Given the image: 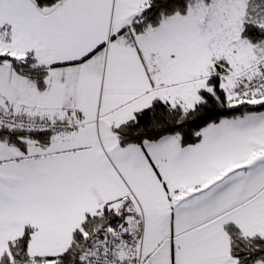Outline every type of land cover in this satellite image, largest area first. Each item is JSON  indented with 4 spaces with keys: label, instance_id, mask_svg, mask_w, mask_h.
I'll return each instance as SVG.
<instances>
[{
    "label": "snow or ice",
    "instance_id": "6c2138e0",
    "mask_svg": "<svg viewBox=\"0 0 264 264\" xmlns=\"http://www.w3.org/2000/svg\"><path fill=\"white\" fill-rule=\"evenodd\" d=\"M0 264H264V0H0Z\"/></svg>",
    "mask_w": 264,
    "mask_h": 264
}]
</instances>
